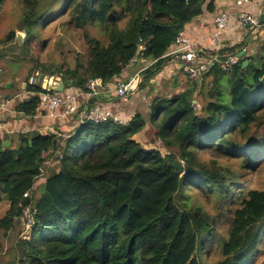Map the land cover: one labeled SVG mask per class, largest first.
Masks as SVG:
<instances>
[{
    "label": "trees",
    "instance_id": "obj_1",
    "mask_svg": "<svg viewBox=\"0 0 264 264\" xmlns=\"http://www.w3.org/2000/svg\"><path fill=\"white\" fill-rule=\"evenodd\" d=\"M18 1L16 27L5 40L15 39L16 30L24 32L23 43L16 44L29 54L31 45L54 39L55 27L49 39L38 35L39 27L57 23L66 42H55V60L47 64L30 55L38 62L34 68L58 74L65 87L84 92L91 78H100L104 86L116 81L139 54L140 42L145 46L141 60L147 65L141 80H148L168 59L164 56L184 26L212 12L216 2ZM259 22L264 24V18ZM92 25L101 27L103 40L87 33ZM69 39L76 40L80 50ZM242 45L221 48L219 55H236ZM260 48L256 56L239 57L230 72L210 69L180 93L156 99L148 120L141 113L124 124L110 118L79 119L78 125L59 128L58 133H19L8 145L3 142L9 137L0 136V201L8 203L0 230L15 226L26 211L31 221L28 233L13 244L16 263L201 264L203 240L215 228L217 213L226 209L230 223L221 258L212 264H246L264 238V187L253 183L264 168V36ZM211 75L210 100L194 109L195 89ZM5 86L0 82V90ZM24 90L15 112L44 114L39 85L26 83ZM147 122L171 152L145 148L134 138ZM217 158L235 160V166ZM49 160L52 168L40 176ZM245 175L251 176L245 180L247 187L241 185ZM40 177L44 181L36 185ZM204 189L215 199L216 214L192 198L194 191ZM258 264H264V255Z\"/></svg>",
    "mask_w": 264,
    "mask_h": 264
},
{
    "label": "crops",
    "instance_id": "obj_2",
    "mask_svg": "<svg viewBox=\"0 0 264 264\" xmlns=\"http://www.w3.org/2000/svg\"><path fill=\"white\" fill-rule=\"evenodd\" d=\"M220 11H225L228 14V28L225 31L216 34L217 29L214 23V17ZM241 11H246L258 16L264 14V0H252L251 2L243 3L241 5H235L234 0H216L215 7L212 12H204L202 15L186 24L184 26L183 32L189 37L193 46L201 52L213 51L218 47V45L221 48H228L233 45L243 43L241 49L244 47L245 51L240 49L236 55L241 54L240 57L249 56L251 52L257 50L255 46L261 45L260 43H262V38L264 36V24L259 26L258 29L254 30L236 28L235 20L238 13ZM212 37L215 38L216 43L212 42ZM252 42H255L253 46L251 45ZM164 57V59H168L162 61V64L159 65L160 68L155 69L150 78L145 80V84L143 83V88H141L139 85L142 83V73L147 65L145 64V60H143L144 63L142 62V58L140 56L135 57L133 63H131L130 66L127 67V69L123 72V75L126 74V76L122 77L121 74L118 78V80L120 79L123 81V79H129L137 75V77L140 79L137 81L133 91L129 92L125 98L114 97V91L108 89L107 86L100 89L98 98L96 99H93V97L87 99L83 94H80V91L70 84H66V87L63 85L62 91L64 93L77 92L79 108L81 106L91 107L93 105H101L105 109H111V111H113L121 119L129 118L137 112L141 113L139 112L141 110L140 105L135 102V99L134 102L132 101V94L136 95L139 93V91H143L144 95L142 96V101L144 102V105L146 104L148 106L150 104L151 106L152 102L158 98H170V91L177 93L178 91L183 90L185 86H188L187 76L184 73L181 63L178 61V59L172 55ZM20 84L21 93L19 91V93H17L15 96H10L8 98L12 99L13 101L11 104V109L0 112V136H8L9 139L5 141H9V144L11 141L14 143L16 142L17 134L24 133L32 129L41 132L49 130L58 133L59 128L69 129L73 125H78V114H75L76 118L74 120L75 115H72L67 119H62L60 117H49L45 115V113H39L33 117H27L16 113L14 105L17 101V98H22L26 94V91L24 90L26 85L22 87V83ZM10 85L11 83L7 82L5 89L7 90ZM198 86L200 87L201 83H199ZM153 88L155 97L153 96V98L150 99L152 96L148 94L153 92ZM6 90H0V100L8 95ZM145 92L148 94H145ZM118 100H120V102H118ZM121 100L124 102H121ZM149 113L150 110L148 113L145 112L144 115L142 113L141 114L145 117L146 114ZM147 128H149V126L146 124L143 131L138 135L135 134L134 138L145 148H155L152 146L153 142H151L150 138H139V136L146 137L145 131Z\"/></svg>",
    "mask_w": 264,
    "mask_h": 264
},
{
    "label": "rangeland",
    "instance_id": "obj_3",
    "mask_svg": "<svg viewBox=\"0 0 264 264\" xmlns=\"http://www.w3.org/2000/svg\"><path fill=\"white\" fill-rule=\"evenodd\" d=\"M57 5L58 4H56V9L58 7ZM57 12L58 11L56 10L55 13H57ZM18 15H19V1L18 0H5L4 3L1 5V9H0V70H1L0 82L1 83H3V82L12 83V87L11 88L9 87L6 90L7 94L11 97H13L17 93H19V91H20V85L19 84L23 83L25 81V79H27V76H28L30 70L32 68H34L35 66H37L38 62L36 60H38L40 63L43 62V64L44 63L47 64V63L55 60V56L52 54L53 51H58V48H56L57 46H56L55 42H59V39L61 42H66V38L61 37V35L58 33V29H57V25H56L57 23L49 21L47 23L46 27H44V28L39 27L38 35L42 36L43 39H49V38H51L50 30L53 27H55L56 31H55V34L53 35L54 39L53 40H47V42H45L42 46L39 45L40 43H37L36 46L31 45L29 48V54H26L21 48H19V46H17L16 38L15 39L12 38L9 41L5 40V36L8 33V31L11 29H14L16 27V21L18 19ZM65 17L66 16H63L60 19L64 20ZM86 30H87V33H89L90 35H96L97 37H99L100 39L103 40L104 35H103V32H102L100 26H93V25L87 26ZM16 31H18V30H16ZM16 31H15V33H16ZM72 32H75V31L72 30ZM73 36H74V38H76L77 34L74 33ZM23 40H24V38H23ZM23 40H22V43H23ZM69 40L75 49L80 50V47L77 46L79 44L77 43L76 40H73V39H69ZM255 42H252L251 45L253 46ZM17 43H18V41H17ZM22 43H18V44L20 45ZM255 47L257 48V50L251 52V54L254 56H256L258 53L261 52L260 45H257ZM30 55L36 57V60L33 57H31ZM70 57H72V54H70ZM123 72H122V77L123 76L125 77L126 74L123 75ZM211 77H212V75L204 78L203 83H202V88H201V86L196 87L194 95L192 97L193 102L191 103V106L194 109H198L201 104L203 105L206 101L210 100L208 95H209V87L211 84ZM124 81H127V79H125ZM187 81L191 82L188 79H187ZM188 82H187V85L189 84ZM142 83L145 84V81H142ZM142 83L139 85L141 88H143V86H144V84H142ZM228 85H229V81H226L225 86H224L225 91H226ZM134 87H135V85L133 86V88H131V90L129 92H132ZM185 88H187V87L185 86L184 89ZM200 88H201V90H199ZM183 90H180L177 93L170 91L169 97H171L175 94H178ZM129 92L127 91L126 95ZM20 93H21V91H20ZM98 94H99V92H98ZM145 94H148V93L145 92ZM126 95L123 96L122 98H125ZM143 95H144V92L139 91V93L136 95L132 94L131 98H133L132 99L133 102L135 99V102L138 103V105H140L141 110L139 112H141L144 115L145 112L146 113L149 112L150 104L148 106L146 104L144 105V102L142 101ZM148 95L152 96V97H150V99H152L153 96L155 97L154 88H153V92H151ZM114 97L119 98V97H117V95H115ZM20 99H21V97H18L17 101ZM118 102H120V100H118ZM121 102H124V101L121 100ZM195 105H196V108H195ZM99 106H101V105H99ZM107 111H109L115 117L120 119V120H118L116 118L117 120H114V118H113V121H116V122L118 121L121 123H126L129 120V118L131 117L130 116L129 118L121 119L113 111H111V109H107ZM126 116H128V115H126ZM148 117H149V114H146L145 118L147 120L149 119ZM78 119H80V118H78ZM80 121H82V119H80ZM148 123L149 122H147V125L149 126V128H147V130L145 131L146 137L139 136V138L140 139L150 138L151 142H153L152 146L155 147L156 149H159L162 152V154H167L168 152H171L166 147H164V145L162 144V142L159 139H157L155 137V135H154L155 127L151 126L150 123L149 124ZM143 129L140 130L139 132H137L136 134L138 135L139 133H141L143 131ZM208 154H210V153H205V154H203V156L208 157ZM217 159H218V161H221L220 163L233 164L235 166V162H236L235 160H229L230 162H227L226 159H224V158H217ZM53 164L54 163L52 162V160H49L47 166L45 168L42 167V170L40 172V176L46 175L48 173L47 172L48 168L51 169ZM44 178L45 177H40L36 181V185L43 183ZM246 179L250 180L251 176L245 175V177L243 179L244 182H242V184H241L243 187L248 186V184H246V182H245ZM253 183L256 186L264 187V168L261 169L259 175H256L254 177ZM242 186H240V187H242ZM204 190H205V192L194 191L192 198L195 199L196 201L202 203L207 208V210L210 214H216L215 209H214L215 199L211 194L208 193L207 189H204ZM7 208H8V203L4 200L0 201V217L3 216V214L5 213ZM229 223H230V217H229V213H228V211H226V209L223 210L221 213H217V216L215 218V226H214L215 228L213 230H211L210 234H208L205 237V239L203 240V243L201 245V249H200L201 264H212L215 261H217L219 258H221V243H222L223 237L226 235V231H227V228L229 226ZM30 224H31V221H30V218L28 215V211H26L25 215H23V218L21 219V221L16 223L15 226L13 225V227H11L8 230H3V229L0 230V264H17L15 259H14L15 253H14V249H13V244L15 241H17V239L23 238L28 233V229H29L28 227ZM261 255H264V238L261 241V243L259 244L258 253H256L253 257H250V259L247 261L246 264H258V262L261 258Z\"/></svg>",
    "mask_w": 264,
    "mask_h": 264
},
{
    "label": "built area",
    "instance_id": "obj_4",
    "mask_svg": "<svg viewBox=\"0 0 264 264\" xmlns=\"http://www.w3.org/2000/svg\"><path fill=\"white\" fill-rule=\"evenodd\" d=\"M252 0H234L235 5H241L243 3L251 2ZM259 16L241 11L238 13L235 20V27L239 29H258L260 26ZM214 23L217 29V33L225 31L228 28V14L225 11L218 12L214 17ZM215 34V35H216ZM212 42L216 43L214 37H212ZM140 56L145 50V46L140 42L138 46ZM221 47L218 45L214 49V54L210 56L202 55V52L197 50L188 36L184 34L183 31L179 32L174 39L173 48L165 54V56H174L181 63L182 69L188 79L191 82H195L199 77L209 71L210 69L217 68L223 72H230L235 64H237L239 57L237 55H227L226 57L219 55ZM245 51L243 47L241 49ZM135 57L130 60V63H133ZM1 72V70H0ZM39 76L41 80L38 81ZM52 79V82L62 81L58 74L50 75L49 73H43L40 68L36 67L31 70L27 83L30 86L39 85L40 91L37 93L39 100L41 102L42 108L45 111V115L56 118L60 117L62 119H67L74 114L79 113L80 119H88L94 122L104 121L108 118L117 120L118 118L111 114L107 109L99 105H93L89 108L86 106L82 108L80 112L79 104L77 99V92H63V91H54L49 87V79ZM140 79L136 76L127 79V81H122L118 79L116 81L110 82L107 87L110 90L114 91V94L117 97H123L127 93L128 86L133 81L136 85L137 81ZM132 86V88H133ZM100 78H91L86 83V91H80V94H83L87 99L97 96L100 89L104 88ZM13 103L12 99L3 98L0 100V112L10 110L11 104ZM196 108V105H195ZM117 118V119H116ZM120 120V119H118ZM118 122V121H117ZM121 123V122H119ZM124 124V123H122ZM26 195V194H24Z\"/></svg>",
    "mask_w": 264,
    "mask_h": 264
},
{
    "label": "water",
    "instance_id": "obj_5",
    "mask_svg": "<svg viewBox=\"0 0 264 264\" xmlns=\"http://www.w3.org/2000/svg\"><path fill=\"white\" fill-rule=\"evenodd\" d=\"M263 18H264V14L259 15V20L260 21ZM24 36H25V34L23 32H21V31H16V33H15V38L18 41V43H22V40H23ZM237 56L240 57L241 54H238ZM247 63H248V61L244 60L243 61V67L246 66ZM41 78L42 77L39 76L38 81H40ZM52 79L53 78L49 79V87L52 88V90H54V91H62L64 83L62 81H59V82H55L54 81V82H52ZM133 84H134V82L132 81L131 84L128 86V89H127L128 92L131 90ZM25 85H26V83L23 82L22 83V87H24ZM8 144H9V141H4L3 142V145H8Z\"/></svg>",
    "mask_w": 264,
    "mask_h": 264
}]
</instances>
